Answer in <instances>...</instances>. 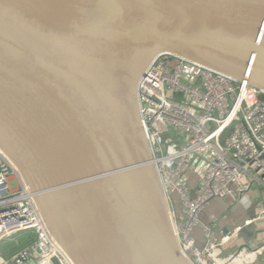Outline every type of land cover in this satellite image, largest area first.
<instances>
[{"label":"water","instance_id":"obj_1","mask_svg":"<svg viewBox=\"0 0 264 264\" xmlns=\"http://www.w3.org/2000/svg\"><path fill=\"white\" fill-rule=\"evenodd\" d=\"M161 53L264 89V0H0V148L76 264H193L140 125Z\"/></svg>","mask_w":264,"mask_h":264},{"label":"built area","instance_id":"obj_2","mask_svg":"<svg viewBox=\"0 0 264 264\" xmlns=\"http://www.w3.org/2000/svg\"><path fill=\"white\" fill-rule=\"evenodd\" d=\"M137 95L141 129L183 254L193 264H264V242L243 241L242 225L222 226L217 215L207 223L200 216L212 200L230 198L246 207L256 202L255 217L243 225L264 220V89L249 78L161 53L141 76ZM28 230L35 241L11 257L0 253V264H76L0 148V243Z\"/></svg>","mask_w":264,"mask_h":264},{"label":"rangeland","instance_id":"obj_3","mask_svg":"<svg viewBox=\"0 0 264 264\" xmlns=\"http://www.w3.org/2000/svg\"><path fill=\"white\" fill-rule=\"evenodd\" d=\"M197 169H193L191 172V180L190 182L194 181V177L197 175ZM10 185L12 188H16V181L15 179L10 180ZM256 200V199H255ZM212 200L204 210L201 212L200 216L203 220H205L210 214L212 213H220L219 210L221 209H228V201L225 200ZM256 202L253 201L252 205L249 207H246L243 204H236L235 207H232V212L231 214H234L236 211H233L234 209H239V213L242 215H245L248 211L252 214L257 212L256 209ZM247 211V212H245ZM225 212V211H224ZM239 215V214H237ZM196 236L199 238V229L195 230ZM239 237L243 239L246 243H250L254 240L258 242H264V220L259 224L257 231H256V224H250V225H245L241 228L239 231ZM35 241V235H33L32 231H23L20 233L15 234L13 237L5 238L4 240L1 241L0 243V253L4 255L5 257H11L15 252L21 250L22 248H25L28 246L30 243ZM236 249V248H235Z\"/></svg>","mask_w":264,"mask_h":264},{"label":"crops","instance_id":"obj_4","mask_svg":"<svg viewBox=\"0 0 264 264\" xmlns=\"http://www.w3.org/2000/svg\"><path fill=\"white\" fill-rule=\"evenodd\" d=\"M218 200V199H217ZM221 200V199H219ZM224 202L225 200L228 201V205H229V208L226 210V209H221L219 210L220 213H212L210 214L204 221L209 223L210 222V217L211 215H217V216H220V217H223L222 218V221H221V225L222 226H229L231 228H235V227H239V226H243V224L245 223V221L249 218H254L256 213L252 214L250 213L249 211H245L247 213H245V215H242L239 213V209H234L233 211H236L234 214H231L230 212H232V203L233 201L230 199V198H226V199H222ZM226 202V201H225ZM227 203V202H226ZM233 205L236 206V204L233 203ZM233 206V207H235ZM225 211V212H224ZM239 214V215H237ZM259 224H261V222H258L256 223V231H257V228L259 226Z\"/></svg>","mask_w":264,"mask_h":264},{"label":"flooded vegetation","instance_id":"obj_5","mask_svg":"<svg viewBox=\"0 0 264 264\" xmlns=\"http://www.w3.org/2000/svg\"><path fill=\"white\" fill-rule=\"evenodd\" d=\"M231 205H232V207L235 206V205H233V203Z\"/></svg>","mask_w":264,"mask_h":264}]
</instances>
